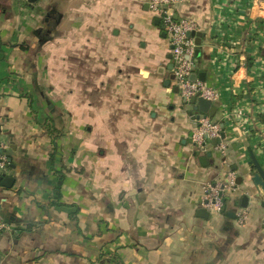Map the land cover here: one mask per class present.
<instances>
[{
  "label": "crops",
  "instance_id": "0c3cea01",
  "mask_svg": "<svg viewBox=\"0 0 264 264\" xmlns=\"http://www.w3.org/2000/svg\"><path fill=\"white\" fill-rule=\"evenodd\" d=\"M172 12L199 26L195 73L217 91L206 116L224 151L195 147L203 114L165 85L170 45L146 0H0L2 174L14 178L0 184L12 227L0 264H264V191L251 180L253 161L264 171V0ZM136 24L137 41L119 43ZM229 172L221 211L207 208V186Z\"/></svg>",
  "mask_w": 264,
  "mask_h": 264
},
{
  "label": "built area",
  "instance_id": "2783aa9c",
  "mask_svg": "<svg viewBox=\"0 0 264 264\" xmlns=\"http://www.w3.org/2000/svg\"><path fill=\"white\" fill-rule=\"evenodd\" d=\"M148 9L160 19L164 26L170 45L171 61L173 64V81L180 95L185 99L193 96H201L211 101L216 100L217 91L199 78L191 79L192 73H195V51L197 44L195 35L191 32H197L199 26L196 21L187 18H176L172 12V7L182 3L183 0H146ZM196 74V73H195ZM221 127L219 122L212 120L208 116H201L192 133V140L197 149L203 148L210 139L220 137ZM7 143L0 140V171L7 168L8 160L4 153ZM217 148L224 151L225 145L219 141ZM236 186L235 175L229 172L224 182L208 185L205 190L204 204L207 208L220 212L223 206V196L227 190L234 189ZM247 218L245 209H240L236 213V220L242 225ZM11 224L0 216V232L11 230ZM264 230V218L262 221Z\"/></svg>",
  "mask_w": 264,
  "mask_h": 264
},
{
  "label": "water",
  "instance_id": "95a60500",
  "mask_svg": "<svg viewBox=\"0 0 264 264\" xmlns=\"http://www.w3.org/2000/svg\"><path fill=\"white\" fill-rule=\"evenodd\" d=\"M29 1L32 2L34 0H29ZM155 22L157 24H159V19L157 18L155 20ZM160 27L162 30V32H161L162 36H165L164 26L161 24ZM190 35L191 36L195 35V42L199 46L200 45L201 32H199V31L191 32ZM199 53H200V49H199V47H197L196 51H195V55H199ZM170 56H171V54H169V57ZM172 68H173V64L170 63L168 65V69L172 70ZM200 75H203V73ZM200 75L198 77L199 79H200ZM196 77H197V75L195 73H192L191 79H196ZM173 78H174V75L171 74L170 77L165 81V85H168L170 82V79H173ZM202 80H203V77H202ZM174 89L177 90V87H175ZM188 101L190 104H193V110L201 112L203 114V116H205V115L212 116L214 114V112L216 111V107L212 104V101L209 99L203 98L201 96H198V97L193 96ZM223 137H224V133L221 132L219 138L211 139V141L214 143L219 142L220 139ZM203 159H204V157H201V160H203ZM7 160H8V162L10 161L9 159H7ZM253 163L256 167V173L252 176L251 180L253 181V183L255 185L261 186V188L264 191V171L256 161H253ZM13 179L14 178L11 176H4L2 174V172L0 171V184H2L4 186H11ZM224 199L225 198H223V201H224ZM246 204H247V196L245 195L242 198V205L245 206ZM199 212H200L199 215L201 217H203V216L205 217L207 215V211L204 208H202Z\"/></svg>",
  "mask_w": 264,
  "mask_h": 264
},
{
  "label": "rangeland",
  "instance_id": "374dc122",
  "mask_svg": "<svg viewBox=\"0 0 264 264\" xmlns=\"http://www.w3.org/2000/svg\"><path fill=\"white\" fill-rule=\"evenodd\" d=\"M142 21V19H141ZM140 22V20H139ZM140 26L142 27V22H140ZM139 24L135 26H127V29H123L119 35L120 41L119 43H126L131 44L133 42H136L135 38L138 35Z\"/></svg>",
  "mask_w": 264,
  "mask_h": 264
}]
</instances>
